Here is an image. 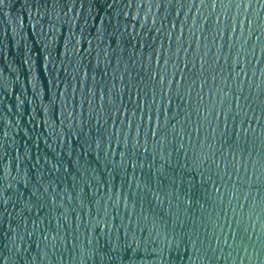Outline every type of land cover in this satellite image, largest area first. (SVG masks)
<instances>
[{
  "label": "water",
  "instance_id": "obj_1",
  "mask_svg": "<svg viewBox=\"0 0 264 264\" xmlns=\"http://www.w3.org/2000/svg\"><path fill=\"white\" fill-rule=\"evenodd\" d=\"M0 264H264V0H0Z\"/></svg>",
  "mask_w": 264,
  "mask_h": 264
}]
</instances>
